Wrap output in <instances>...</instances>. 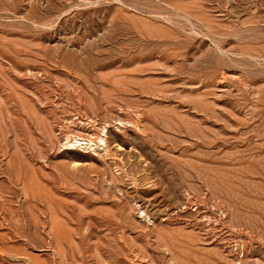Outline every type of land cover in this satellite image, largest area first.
Instances as JSON below:
<instances>
[{
    "label": "rangeland",
    "instance_id": "obj_1",
    "mask_svg": "<svg viewBox=\"0 0 264 264\" xmlns=\"http://www.w3.org/2000/svg\"><path fill=\"white\" fill-rule=\"evenodd\" d=\"M0 264H264V0H0Z\"/></svg>",
    "mask_w": 264,
    "mask_h": 264
},
{
    "label": "bare ground",
    "instance_id": "obj_2",
    "mask_svg": "<svg viewBox=\"0 0 264 264\" xmlns=\"http://www.w3.org/2000/svg\"><path fill=\"white\" fill-rule=\"evenodd\" d=\"M69 137V136H68ZM76 142H78V139H77V137H70V139L68 140V143L69 144H74V143H76ZM84 144V143H83Z\"/></svg>",
    "mask_w": 264,
    "mask_h": 264
}]
</instances>
